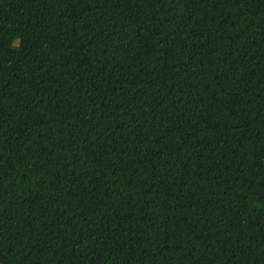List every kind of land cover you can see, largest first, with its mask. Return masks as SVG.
<instances>
[{"label": "trees", "instance_id": "trees-1", "mask_svg": "<svg viewBox=\"0 0 264 264\" xmlns=\"http://www.w3.org/2000/svg\"><path fill=\"white\" fill-rule=\"evenodd\" d=\"M0 264H264V0H0Z\"/></svg>", "mask_w": 264, "mask_h": 264}]
</instances>
